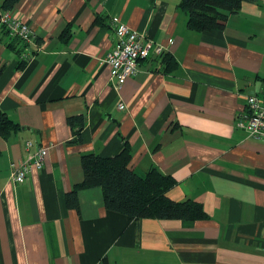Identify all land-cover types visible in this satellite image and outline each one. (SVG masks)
I'll list each match as a JSON object with an SVG mask.
<instances>
[{"label": "crops", "instance_id": "crops-1", "mask_svg": "<svg viewBox=\"0 0 264 264\" xmlns=\"http://www.w3.org/2000/svg\"><path fill=\"white\" fill-rule=\"evenodd\" d=\"M179 2L12 7L35 44L0 32V112L18 126L0 134V264H264V143L236 125L245 96L264 86V0L206 31L187 27ZM114 16L163 47L120 83L104 62ZM70 116L83 117L79 141ZM27 140L48 151L40 170L14 183L10 164L28 160ZM125 145L129 168L172 176L167 196L200 203L207 217L135 221L107 209L100 187L78 192L79 211L68 207L81 156Z\"/></svg>", "mask_w": 264, "mask_h": 264}, {"label": "trees", "instance_id": "trees-1", "mask_svg": "<svg viewBox=\"0 0 264 264\" xmlns=\"http://www.w3.org/2000/svg\"><path fill=\"white\" fill-rule=\"evenodd\" d=\"M18 1L0 0V11L12 9ZM245 1L254 0H180L178 7L186 14L188 28L206 31L221 28L228 14L236 13ZM67 121L72 126L76 124L74 141H79L83 117L70 116ZM17 128L15 123L0 112L2 136H7ZM129 160L128 145L111 157L95 153L83 154V179L67 192V206L79 211L78 192L100 187L107 209L126 214L135 221L143 218L198 220L207 217L200 203L188 199L174 201L167 196V191L175 184L172 176L163 174L154 167L140 176L128 167Z\"/></svg>", "mask_w": 264, "mask_h": 264}, {"label": "built area", "instance_id": "built-area-1", "mask_svg": "<svg viewBox=\"0 0 264 264\" xmlns=\"http://www.w3.org/2000/svg\"><path fill=\"white\" fill-rule=\"evenodd\" d=\"M110 26L114 30L116 42L107 52L104 62L109 67L110 78L120 83L136 74L140 59L147 57L152 49L155 53H161L163 47L159 44L153 46L151 39L134 31L116 16L111 18ZM0 32L24 42V49H29L28 44H35V34L30 26L16 17L11 9L0 11ZM28 55L29 51L26 50L22 57ZM119 108H123L122 103ZM244 110L236 122L237 127L249 137L264 143V86L259 92L245 96ZM25 148L31 149L28 160L10 164L9 177L14 183L23 181L32 167L40 170L48 151L47 145L30 140L25 142Z\"/></svg>", "mask_w": 264, "mask_h": 264}]
</instances>
